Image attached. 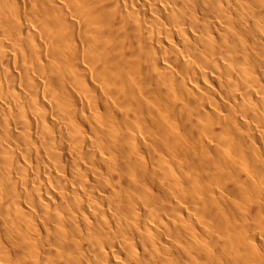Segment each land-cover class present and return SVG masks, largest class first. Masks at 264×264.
I'll return each mask as SVG.
<instances>
[{"label":"bare ground","instance_id":"obj_1","mask_svg":"<svg viewBox=\"0 0 264 264\" xmlns=\"http://www.w3.org/2000/svg\"><path fill=\"white\" fill-rule=\"evenodd\" d=\"M0 264H264V0H0Z\"/></svg>","mask_w":264,"mask_h":264}]
</instances>
